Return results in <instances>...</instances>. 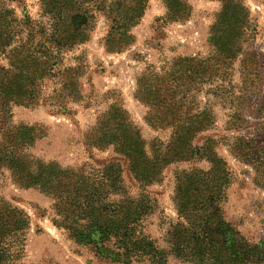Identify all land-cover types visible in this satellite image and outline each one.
<instances>
[{
  "label": "trees",
  "instance_id": "1",
  "mask_svg": "<svg viewBox=\"0 0 264 264\" xmlns=\"http://www.w3.org/2000/svg\"><path fill=\"white\" fill-rule=\"evenodd\" d=\"M126 1L96 0L93 9L83 11V1L78 4L79 0H40L43 12L51 20L52 47L46 51L0 47V53L6 54L8 60L7 64L0 62V171L6 167L16 182L50 195L54 200L53 223L75 243L91 244L113 262L148 260L151 264H167L168 258L174 256L198 264H264V242H250L221 212L231 173L216 149L218 140L208 137L195 143L201 133L216 123L211 102L234 109L226 120L229 131L244 127L248 123L246 112H250L248 115L262 122L254 125L249 136L231 134L223 137L222 144L252 168L253 183L264 188V77L259 54L247 51L239 66L240 82L234 83L231 78L244 38L255 30L249 10L240 0H222L210 29L209 42L214 49L209 55L178 56L159 69L147 66L137 78L134 96L145 106L144 121L157 135L145 137L122 101L108 105L83 133L88 146L111 148L123 157L141 186L160 183L168 165L208 162L206 169L174 171L172 200L178 216L163 229L165 247L142 228V222L156 211L157 199L145 192L137 198L126 196L119 163L88 170L86 165L63 167L27 153L39 136L40 126L12 124V107L38 106L44 100L43 85L47 79L59 82V88L48 97L52 106L65 112L70 98L71 102L82 99L79 79L85 64L62 66L60 56L71 48L60 46L63 36L68 29L81 28L73 27L77 16L86 17V26L87 19H96L95 12L104 13L110 21L107 50L121 52L120 47L134 40L130 30L146 7V0H137L125 12ZM164 1L170 21L190 17L192 7L186 1ZM91 10L94 11L90 16ZM5 13V8L0 7V16ZM80 31L78 35L82 36L87 30ZM68 43L66 39L64 44ZM29 224L23 210L0 199V264H17Z\"/></svg>",
  "mask_w": 264,
  "mask_h": 264
},
{
  "label": "rangeland",
  "instance_id": "2",
  "mask_svg": "<svg viewBox=\"0 0 264 264\" xmlns=\"http://www.w3.org/2000/svg\"><path fill=\"white\" fill-rule=\"evenodd\" d=\"M81 1L83 11L91 9L94 2L96 4V0H79L78 4ZM184 1L192 7L190 17L183 21H170L166 18L168 9L164 0H146L144 13L130 30L134 40L120 47L122 51L119 53L107 50L105 40L110 21L104 13L95 12L96 19H87L86 26V17L77 16L73 27L80 25L81 28L68 29L63 36L65 40L60 46L71 48L60 58L63 59V67L85 64L79 79V91L83 98L72 102L70 98L63 112L52 106L48 99L50 92L59 88V82L47 79L43 85L44 100L38 106L14 105L11 110L12 124L40 126L34 145L27 148L31 157L56 161L63 167L78 168L86 165L88 170L110 162L119 163L126 196L137 198L141 192H145L157 199L156 211L142 222V228L161 247L166 246L163 229L178 216L172 200L174 171L189 167L206 169L208 162L191 161L168 165L160 183L141 186L132 177L123 157L111 148L100 150L88 146L84 142L83 133L95 124L98 114L104 112L108 105L122 101L135 123L142 128L145 137L157 135L146 125L143 118L145 106L134 96L137 78L147 66L159 69L178 56H207L214 49L209 42L210 29L222 7V0ZM240 1L248 8L251 27L255 30L244 38L242 53L233 64L231 78L234 83L240 82L239 66L247 51L259 54L264 77V0ZM136 2L127 0L123 10L130 11ZM0 7L6 10L0 16V47H33L41 51L52 47L49 40L52 34L51 20L43 12L40 0H0ZM81 29L87 31L79 36ZM66 39L70 43L64 44ZM7 61L6 54L0 53V62L7 64ZM211 103L216 123L210 130L201 133L195 143L200 144L208 137L217 139L218 154L228 163L231 179L225 189L226 198L220 204L221 212L224 219L250 242H264V188L253 183L252 168L234 157L222 144L223 137L231 134L249 136L254 125L262 121L248 115L250 112L247 111L248 123L238 131H229L226 129V120L234 109L230 105L224 107L219 103ZM0 199L23 210L29 217L30 224L15 260L17 264H123L106 258L91 244L82 245L70 239L67 232L52 221L54 200L50 195L16 182L11 170L6 167L0 171ZM132 264L151 263L138 260ZM167 264L198 263L170 256Z\"/></svg>",
  "mask_w": 264,
  "mask_h": 264
}]
</instances>
